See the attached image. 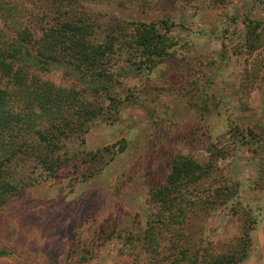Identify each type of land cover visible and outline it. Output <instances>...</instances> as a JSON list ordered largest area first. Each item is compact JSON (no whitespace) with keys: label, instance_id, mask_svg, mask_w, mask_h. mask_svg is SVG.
<instances>
[{"label":"rangeland","instance_id":"374dc122","mask_svg":"<svg viewBox=\"0 0 264 264\" xmlns=\"http://www.w3.org/2000/svg\"><path fill=\"white\" fill-rule=\"evenodd\" d=\"M71 12L100 33L153 22L174 45L146 71L128 61L123 40L121 95L108 104L114 111L88 94L103 110L67 140L77 164L0 207V264H155L130 236L144 234L155 209L149 189L179 153L213 161L199 187L238 182L235 198L187 217L190 251L233 247L245 226L250 242L238 264H264V0H77ZM42 73L81 87L59 67ZM87 166L93 172L82 177Z\"/></svg>","mask_w":264,"mask_h":264},{"label":"trees","instance_id":"16d2710c","mask_svg":"<svg viewBox=\"0 0 264 264\" xmlns=\"http://www.w3.org/2000/svg\"><path fill=\"white\" fill-rule=\"evenodd\" d=\"M76 2L0 0V207L22 189L77 164V151L68 147L67 140L74 133H85L100 108L102 112L97 99L109 102L104 111H114L108 104L121 95L119 82L125 75L120 68L127 61L121 57L120 45L125 38L126 47L132 49L128 61L146 71L168 57L174 45L153 22L134 23L130 30L113 26L105 33L96 32L98 26L89 17L72 15ZM256 34L249 29L246 38L254 42ZM57 67L81 87L57 85L43 77V71ZM81 154L85 164L95 166L86 153ZM213 164L176 154L163 181L149 189L155 207L152 217L143 235L130 238L153 254L149 258L155 264H238L247 255L250 240L245 226L233 247L218 249L205 243L190 251V213L235 198L236 181L212 189L199 187L211 175ZM88 166L82 177L91 176Z\"/></svg>","mask_w":264,"mask_h":264}]
</instances>
